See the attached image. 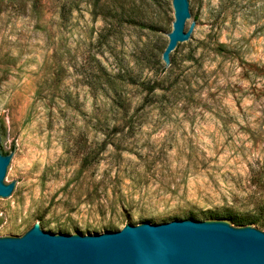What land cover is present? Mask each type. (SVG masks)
Segmentation results:
<instances>
[{"label": "rangeland", "instance_id": "374dc122", "mask_svg": "<svg viewBox=\"0 0 264 264\" xmlns=\"http://www.w3.org/2000/svg\"><path fill=\"white\" fill-rule=\"evenodd\" d=\"M0 0V237L258 218L264 231V0Z\"/></svg>", "mask_w": 264, "mask_h": 264}, {"label": "water", "instance_id": "95a60500", "mask_svg": "<svg viewBox=\"0 0 264 264\" xmlns=\"http://www.w3.org/2000/svg\"><path fill=\"white\" fill-rule=\"evenodd\" d=\"M174 20L161 58L167 65L192 43L197 18L190 0H172ZM16 167L0 151V199L16 197L9 173ZM0 264H264V231L227 220L173 219L125 224L93 234L44 231L32 225L20 236L0 237Z\"/></svg>", "mask_w": 264, "mask_h": 264}, {"label": "trees", "instance_id": "16d2710c", "mask_svg": "<svg viewBox=\"0 0 264 264\" xmlns=\"http://www.w3.org/2000/svg\"><path fill=\"white\" fill-rule=\"evenodd\" d=\"M112 5H115V1L111 0H104V8L112 7ZM5 154V153H4ZM193 214L189 213V215H186L187 218H193ZM202 220H227L234 226H246L251 225L256 222H258V218H250L243 215H235V214H228V213H216L214 211H207L202 214ZM176 219V218H174ZM195 219V218H193ZM260 225L264 226V219L260 221Z\"/></svg>", "mask_w": 264, "mask_h": 264}]
</instances>
